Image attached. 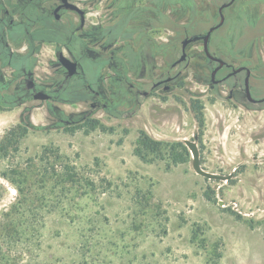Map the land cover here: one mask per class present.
Instances as JSON below:
<instances>
[{"label": "flooded vegetation", "instance_id": "obj_1", "mask_svg": "<svg viewBox=\"0 0 264 264\" xmlns=\"http://www.w3.org/2000/svg\"><path fill=\"white\" fill-rule=\"evenodd\" d=\"M206 103L218 110V137L230 130L241 159L218 172L235 168L214 192L241 183L248 161L262 165L263 187L250 202L261 206H228L264 215V0H0V108L17 111L24 128L131 125L147 106L156 127L175 136L141 135L188 158L182 141L196 136L201 164Z\"/></svg>", "mask_w": 264, "mask_h": 264}, {"label": "rangeland", "instance_id": "obj_2", "mask_svg": "<svg viewBox=\"0 0 264 264\" xmlns=\"http://www.w3.org/2000/svg\"><path fill=\"white\" fill-rule=\"evenodd\" d=\"M204 109L201 167L228 173L241 160L236 137L227 130L220 140L216 106ZM16 115L0 108V244L8 226L9 264H264L256 243L264 215L241 217L228 206H261L250 202L263 187L262 165L248 161L241 183L215 193L214 182L190 170V157L173 162L177 149L135 155L141 131L175 136L156 127L147 106L131 125L102 120L94 129L36 132ZM183 122L189 132L188 115Z\"/></svg>", "mask_w": 264, "mask_h": 264}, {"label": "trees", "instance_id": "obj_3", "mask_svg": "<svg viewBox=\"0 0 264 264\" xmlns=\"http://www.w3.org/2000/svg\"><path fill=\"white\" fill-rule=\"evenodd\" d=\"M85 124L90 129H94L96 122H87ZM143 151L147 154L148 153H157L159 151V148L153 140H151L148 137L141 136V138H139L137 141V146L134 149V153L141 160H144L145 157L142 154ZM184 157L185 156H184L183 152L180 149H177V154L174 156L173 162L177 163L180 160H183ZM8 228H9L8 226H4L5 231H4V234H3L2 239H1L3 242H2V244H0V264H9V260H10L9 254H8V247H10L11 238H10V235L7 234ZM3 245L5 247H3Z\"/></svg>", "mask_w": 264, "mask_h": 264}, {"label": "water", "instance_id": "obj_4", "mask_svg": "<svg viewBox=\"0 0 264 264\" xmlns=\"http://www.w3.org/2000/svg\"><path fill=\"white\" fill-rule=\"evenodd\" d=\"M182 142L185 144V146L187 147L189 154H190V160H189L190 170L194 174H196V175H198L204 179L214 181L215 184L213 186V190L215 192H217V190L219 188V184L217 183V181H223L224 184H227L228 181L233 177V173L235 171V168H233L229 174L221 175L219 173L208 172L201 167L199 149L197 146L196 136L194 137V139L192 141L183 140ZM217 205H218V207L223 208L225 206V203L221 199H217Z\"/></svg>", "mask_w": 264, "mask_h": 264}, {"label": "crops", "instance_id": "obj_5", "mask_svg": "<svg viewBox=\"0 0 264 264\" xmlns=\"http://www.w3.org/2000/svg\"><path fill=\"white\" fill-rule=\"evenodd\" d=\"M245 234H246L247 239H249V241L251 243V240H250L251 238L249 237V234H247V233H245ZM251 234H252V232H251ZM256 243L258 246H260L261 252H259V253H260L262 259H264V238L262 237V235H259L257 237Z\"/></svg>", "mask_w": 264, "mask_h": 264}]
</instances>
